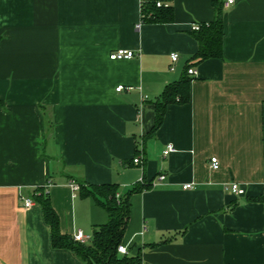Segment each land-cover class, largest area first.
I'll list each match as a JSON object with an SVG mask.
<instances>
[{
	"label": "crops",
	"instance_id": "crops-1",
	"mask_svg": "<svg viewBox=\"0 0 264 264\" xmlns=\"http://www.w3.org/2000/svg\"><path fill=\"white\" fill-rule=\"evenodd\" d=\"M158 1L171 21L136 28L139 0H0V264H82L51 248L33 200L42 189L59 233L90 238L106 213L70 183L148 185L120 242L136 264H264V0ZM213 4L221 58L194 64L190 25ZM116 49L134 56L109 60ZM185 77L187 102L149 134L153 104Z\"/></svg>",
	"mask_w": 264,
	"mask_h": 264
},
{
	"label": "trees",
	"instance_id": "trees-1",
	"mask_svg": "<svg viewBox=\"0 0 264 264\" xmlns=\"http://www.w3.org/2000/svg\"><path fill=\"white\" fill-rule=\"evenodd\" d=\"M213 6V20L207 24H199L197 31H190L197 44L196 53L190 58L194 64L209 58H221L222 16L220 8L215 4ZM171 18L172 11L169 6L155 7L153 3L149 2L140 4L142 23H168ZM189 81L190 78L185 77L164 87L160 98L153 104L154 119L149 134H153L162 122L167 105L187 102ZM48 124L49 122H47ZM147 186L136 183L125 192L119 193L114 184L86 187L78 183V192L83 196H91L107 216L106 223L94 228L89 240L83 244L74 241L72 236L59 233L57 217L42 189H34L33 200L40 206L43 220L49 227L51 248L70 252L82 264H136L138 260L135 257L120 255L116 250L120 245L128 219V199L132 194L144 190Z\"/></svg>",
	"mask_w": 264,
	"mask_h": 264
},
{
	"label": "built area",
	"instance_id": "built-area-1",
	"mask_svg": "<svg viewBox=\"0 0 264 264\" xmlns=\"http://www.w3.org/2000/svg\"><path fill=\"white\" fill-rule=\"evenodd\" d=\"M140 1V4L143 3V2H149V3H153L155 7H167L168 5L158 1V0H139ZM233 1L234 0H224V4L225 5H232L233 4ZM141 20L139 19V22L138 24L136 25V28L139 26V24H141ZM199 28V25L198 24H191L190 25V31H197ZM134 54L132 51L130 50H125V49H116L115 51H112L109 55H108V59L111 60V61H116V60H128V59H131L133 58ZM169 59L171 62H175L177 60V55L175 53H171L169 55ZM186 74L188 76H194L195 75V70L193 68H188L186 70ZM123 89V87L121 85L117 86L114 91L115 92H120L121 90ZM174 149L173 147L168 144L165 146V148L162 150V156L163 157H166L168 154H170L171 152H173ZM133 164H139L140 163V157H139V154L136 153V155H134L132 161H131ZM209 167L210 169L212 170H215L217 168V161L215 158H210L209 159ZM164 179V176L163 175H158L156 177V179L154 180V184H157L159 183L160 181H162ZM70 187L73 189V190H77V186L74 184V183H70ZM192 186L190 184H185L182 186V189H190ZM224 189L228 192H230L231 194L233 195H242L243 194V190L241 188L238 187L237 184L235 183H228V184H225L224 185ZM117 196V195H115ZM19 200L22 202V206L24 208H28L30 205H31V201L30 199L28 198H19ZM72 239L78 243H86V241L89 240V238H86V237H83L82 234L78 231L76 232L73 236H72ZM117 253L120 254V255H125L126 252H125V249L119 245L117 247Z\"/></svg>",
	"mask_w": 264,
	"mask_h": 264
}]
</instances>
